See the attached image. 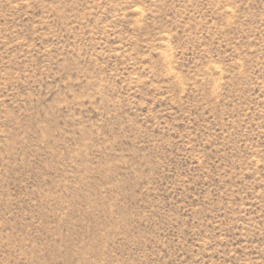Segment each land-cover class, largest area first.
Listing matches in <instances>:
<instances>
[{"label":"rangeland","instance_id":"1","mask_svg":"<svg viewBox=\"0 0 264 264\" xmlns=\"http://www.w3.org/2000/svg\"><path fill=\"white\" fill-rule=\"evenodd\" d=\"M0 264H264V0H0Z\"/></svg>","mask_w":264,"mask_h":264}]
</instances>
